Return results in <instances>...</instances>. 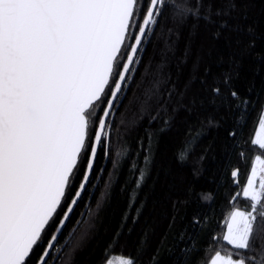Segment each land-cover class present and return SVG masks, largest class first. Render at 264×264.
Instances as JSON below:
<instances>
[{
	"label": "trees",
	"instance_id": "trees-1",
	"mask_svg": "<svg viewBox=\"0 0 264 264\" xmlns=\"http://www.w3.org/2000/svg\"><path fill=\"white\" fill-rule=\"evenodd\" d=\"M235 4L231 16L213 17L216 24L167 6L152 26L106 151L98 149L90 184L63 229L67 264H105L127 254L138 264H206L231 247L223 240L230 215L249 210L243 189L259 167L255 157L264 159L253 143L264 108V0ZM220 20L241 31L219 28ZM225 74L249 101L246 111L209 103Z\"/></svg>",
	"mask_w": 264,
	"mask_h": 264
},
{
	"label": "snow or ice",
	"instance_id": "snow-or-ice-1",
	"mask_svg": "<svg viewBox=\"0 0 264 264\" xmlns=\"http://www.w3.org/2000/svg\"><path fill=\"white\" fill-rule=\"evenodd\" d=\"M167 6L209 24L236 10L235 0L180 6L176 0H0V264H67L60 244L65 222L90 184L98 149L106 151L115 107ZM218 27L241 31L228 20ZM211 94L213 106L248 108L227 74ZM253 143L264 150V108ZM255 164L262 173L258 190L253 166L243 189L249 210L231 213L223 236L231 247L206 264H264V159L256 156ZM231 176L236 183L239 169ZM143 178L141 171L137 186ZM105 264H138V258L127 254Z\"/></svg>",
	"mask_w": 264,
	"mask_h": 264
},
{
	"label": "water",
	"instance_id": "water-1",
	"mask_svg": "<svg viewBox=\"0 0 264 264\" xmlns=\"http://www.w3.org/2000/svg\"><path fill=\"white\" fill-rule=\"evenodd\" d=\"M139 61H140V59H139ZM138 64H139V63H138ZM138 64H136L135 70H136ZM134 72H135V71H134ZM134 72H133V74L131 75V79H130V81H131L132 78H133ZM130 81H129V82H130ZM126 90H127V89H126ZM125 93H126V91L124 92V94H125ZM116 110H117V107H116L115 110H114V115H115ZM114 115L111 117V122H110V123H112V120H113ZM108 132H109V134H110V129H108ZM108 138H109V136H108ZM97 153H98V151H97ZM94 164H95V163H94ZM93 168H94V166H93ZM90 178H91V175L89 176V180H90ZM249 178H251V176H250ZM87 185H88V184H87ZM87 185H85V189H86ZM245 187H246V185H245ZM83 193H84V192H83ZM83 193L81 194V196L83 195ZM78 201H79V200H78ZM78 201H77V203H78ZM76 205H77V204H76ZM75 207H76V206H75ZM75 207L73 208V211H74ZM73 211H72V213H73ZM234 211H236V210H234ZM234 211H233V212H234ZM233 212H232V213H233ZM72 213L69 214V218H70V216H71ZM68 220H69V219H68ZM68 220L65 222V225H66V223L68 222ZM230 222H231V221H230V219H229L228 224H229Z\"/></svg>",
	"mask_w": 264,
	"mask_h": 264
},
{
	"label": "rangeland",
	"instance_id": "rangeland-1",
	"mask_svg": "<svg viewBox=\"0 0 264 264\" xmlns=\"http://www.w3.org/2000/svg\"><path fill=\"white\" fill-rule=\"evenodd\" d=\"M260 170H259V167H257V174H259Z\"/></svg>",
	"mask_w": 264,
	"mask_h": 264
}]
</instances>
